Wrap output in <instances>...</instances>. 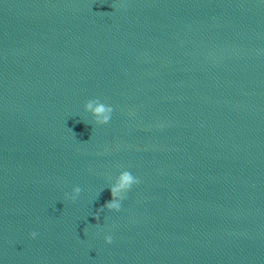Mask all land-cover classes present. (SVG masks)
<instances>
[{
  "label": "water",
  "instance_id": "obj_1",
  "mask_svg": "<svg viewBox=\"0 0 264 264\" xmlns=\"http://www.w3.org/2000/svg\"><path fill=\"white\" fill-rule=\"evenodd\" d=\"M0 264H264V0H0Z\"/></svg>",
  "mask_w": 264,
  "mask_h": 264
},
{
  "label": "clouds",
  "instance_id": "obj_2",
  "mask_svg": "<svg viewBox=\"0 0 264 264\" xmlns=\"http://www.w3.org/2000/svg\"><path fill=\"white\" fill-rule=\"evenodd\" d=\"M86 107L88 111H93V115L97 117L103 116V119H97L95 121L96 124L107 125L110 122L113 112L112 107H105L103 105H100L93 110L92 102H89ZM138 183L139 180L135 178L129 171H123L119 175L117 183L110 187L112 197L111 200L97 211L95 219L99 221L100 213H102L105 209H107L108 211L119 212L122 207V201L126 198V194L132 189L134 185ZM74 191L76 195L72 196L71 198L66 195V199H71L72 202H75L79 197L82 189L80 187H75ZM31 236L35 238L37 236V233L33 232L31 233ZM105 240L108 244H111L113 242L111 236L105 237Z\"/></svg>",
  "mask_w": 264,
  "mask_h": 264
}]
</instances>
